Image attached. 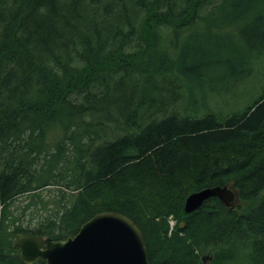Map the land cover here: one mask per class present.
Here are the masks:
<instances>
[{
    "label": "trees",
    "instance_id": "16d2710c",
    "mask_svg": "<svg viewBox=\"0 0 264 264\" xmlns=\"http://www.w3.org/2000/svg\"><path fill=\"white\" fill-rule=\"evenodd\" d=\"M263 20L264 0H0V264H23L17 236L65 240L101 212L140 229L149 264H264V90L215 112L206 75L252 67ZM223 186L232 206L183 211ZM26 195L33 227L11 209Z\"/></svg>",
    "mask_w": 264,
    "mask_h": 264
},
{
    "label": "water",
    "instance_id": "95a60500",
    "mask_svg": "<svg viewBox=\"0 0 264 264\" xmlns=\"http://www.w3.org/2000/svg\"><path fill=\"white\" fill-rule=\"evenodd\" d=\"M208 198H216L225 207L235 201L228 186L205 188L187 195L182 209L191 212ZM14 248L23 264L38 260L45 264H149L140 229L114 212L97 213L65 240L19 235Z\"/></svg>",
    "mask_w": 264,
    "mask_h": 264
},
{
    "label": "rangeland",
    "instance_id": "374dc122",
    "mask_svg": "<svg viewBox=\"0 0 264 264\" xmlns=\"http://www.w3.org/2000/svg\"><path fill=\"white\" fill-rule=\"evenodd\" d=\"M257 27L258 31L262 33L264 31V20L257 24ZM252 33L255 34V32H251L247 38H250L249 46L252 49L251 53H253V56L255 54V61H253L252 67L243 70L244 73L241 77L230 76L232 74L229 69L231 63L227 64L225 62H222L214 68H210L206 72L209 78L208 84L210 83V89L212 90L209 91V94L217 93V95L209 96L220 97L218 99L213 97V99L207 101L210 104L211 110L215 112L220 110L221 113H226L230 110H240L250 99L264 90V47L262 43L255 40V37H252ZM259 52L262 53L260 56L257 55ZM221 101L222 103H220ZM201 114L202 112L198 115ZM56 190L55 188H48L40 191V194H38L42 197L43 201H54L59 196ZM29 199L27 195L18 197L14 201L11 209L16 216H20L24 226L33 227L40 223L47 212L40 210L41 203L38 198H34L32 202H29ZM27 205L29 207L25 211L24 216H22L21 211ZM49 207L51 208L53 206L50 204ZM201 258H203V261L201 260L203 264L209 263L210 258L207 255H201ZM241 261L238 259L228 264H243Z\"/></svg>",
    "mask_w": 264,
    "mask_h": 264
},
{
    "label": "built area",
    "instance_id": "2783aa9c",
    "mask_svg": "<svg viewBox=\"0 0 264 264\" xmlns=\"http://www.w3.org/2000/svg\"><path fill=\"white\" fill-rule=\"evenodd\" d=\"M170 225L173 226V222L172 221L170 222Z\"/></svg>",
    "mask_w": 264,
    "mask_h": 264
}]
</instances>
